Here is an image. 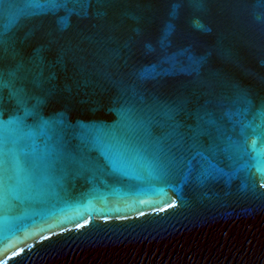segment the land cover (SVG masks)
Here are the masks:
<instances>
[{"label": "water", "instance_id": "obj_1", "mask_svg": "<svg viewBox=\"0 0 264 264\" xmlns=\"http://www.w3.org/2000/svg\"><path fill=\"white\" fill-rule=\"evenodd\" d=\"M0 264H264V0H0Z\"/></svg>", "mask_w": 264, "mask_h": 264}, {"label": "snow or ice", "instance_id": "obj_2", "mask_svg": "<svg viewBox=\"0 0 264 264\" xmlns=\"http://www.w3.org/2000/svg\"><path fill=\"white\" fill-rule=\"evenodd\" d=\"M0 123H3V122H0ZM2 148H0V154H2ZM3 163V160L2 159H0V164H2ZM0 171H2V169H0ZM0 179H2V178H0Z\"/></svg>", "mask_w": 264, "mask_h": 264}]
</instances>
